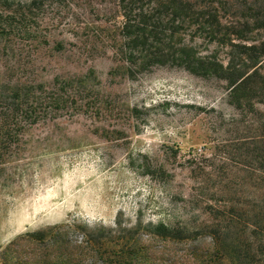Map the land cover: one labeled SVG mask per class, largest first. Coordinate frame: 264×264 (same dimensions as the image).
Wrapping results in <instances>:
<instances>
[{"label": "rangeland", "instance_id": "1", "mask_svg": "<svg viewBox=\"0 0 264 264\" xmlns=\"http://www.w3.org/2000/svg\"><path fill=\"white\" fill-rule=\"evenodd\" d=\"M118 1L0 0V83L88 75L87 99L99 106L32 125L0 167V264H193L213 242L205 225L264 264V89L239 109L215 76L156 66L130 77L108 38ZM248 36L264 47V28ZM261 72L264 85V57ZM223 213L238 217L224 223ZM163 221L193 238L152 239L150 223Z\"/></svg>", "mask_w": 264, "mask_h": 264}, {"label": "trees", "instance_id": "2", "mask_svg": "<svg viewBox=\"0 0 264 264\" xmlns=\"http://www.w3.org/2000/svg\"><path fill=\"white\" fill-rule=\"evenodd\" d=\"M231 2L119 0L112 33L108 34L115 47V58L126 67L130 77L149 72L156 66H178L198 76L225 79L232 104L239 109L254 106L255 99H260L257 97L264 89L261 81H257V77L263 76L264 47L247 43L248 33L264 28V0H242L243 14L240 16L231 14V6L235 7ZM246 9L253 15L245 14ZM197 40L217 48L210 54H203ZM227 47L231 48L228 52ZM220 49L229 56L227 62L219 56ZM89 81L90 76L81 75L57 79L51 84L0 83V167L18 151L21 137L32 125L54 119L63 110L98 109V105L87 99L89 94H86L85 86ZM262 126L257 149L260 151V170L264 174V122ZM262 189L264 205V182ZM208 207L212 208L207 205L206 211L213 214L214 209ZM225 214L219 219L224 223L238 217ZM150 226L153 228L152 239L165 244L193 238L184 224L163 221L151 222ZM214 230H210L209 225L204 226L201 233L209 234L213 242L205 254H190L193 264H254L258 252H254L251 245L245 247L237 243L230 247L218 236V230ZM197 234H200L198 230ZM57 257L49 264H62L60 256Z\"/></svg>", "mask_w": 264, "mask_h": 264}]
</instances>
